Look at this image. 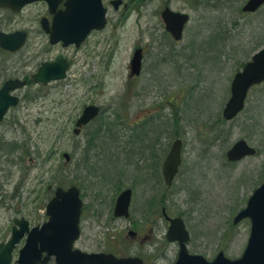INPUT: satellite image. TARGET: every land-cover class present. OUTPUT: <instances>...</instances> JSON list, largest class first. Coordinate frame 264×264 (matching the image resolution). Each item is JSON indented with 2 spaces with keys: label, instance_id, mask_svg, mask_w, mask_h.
I'll return each mask as SVG.
<instances>
[{
  "label": "rangeland",
  "instance_id": "rangeland-1",
  "mask_svg": "<svg viewBox=\"0 0 264 264\" xmlns=\"http://www.w3.org/2000/svg\"><path fill=\"white\" fill-rule=\"evenodd\" d=\"M244 1L149 0L129 18H115L110 9L106 26L70 50L72 75L24 90L28 98L0 124V242L9 238L16 217L42 223L53 188L74 183L84 202L76 245L88 251H123L129 242L123 230L131 220L143 232L151 227V246H160L163 205L184 219L190 251L208 259L219 250L240 256L250 221L233 224V216L264 176V82L250 89L234 119L221 116L234 73L264 46V5L244 13ZM165 3L189 14L177 42L163 28ZM136 46L145 47V54L132 82L129 59ZM90 103L102 112L74 135L73 121ZM175 137L183 142L182 162L173 184L164 188L158 159ZM238 138L258 154L229 162L225 151ZM63 152L71 155L69 162ZM127 186L130 218L114 219V199ZM23 243L15 245L11 264ZM165 248L157 264L175 257V244Z\"/></svg>",
  "mask_w": 264,
  "mask_h": 264
},
{
  "label": "water",
  "instance_id": "water-1",
  "mask_svg": "<svg viewBox=\"0 0 264 264\" xmlns=\"http://www.w3.org/2000/svg\"><path fill=\"white\" fill-rule=\"evenodd\" d=\"M31 1L33 0H0V6L17 9ZM263 3L264 0H247L242 6V10L255 11ZM56 4L54 2V6ZM66 7L65 11L55 15L51 34L52 42L62 40L64 44L74 42L79 45L91 29L102 28L105 24V9L102 7L101 0H67ZM161 16L166 30L173 35L174 39H180L188 15L165 8ZM9 44V38L0 37L1 46L14 49ZM141 56V49H136L130 61L132 73H139ZM66 67L67 65L63 61L44 64L34 80L47 83L52 79L63 78ZM263 80L264 47L255 51L251 59L233 76L230 85L231 95L223 108V117L225 119L234 117L243 108L248 89ZM13 87L6 84L0 90V121L7 107L17 103L15 97H10L7 94V90ZM98 110L99 108L95 105L86 106L76 121L74 132L78 133L79 127L95 117ZM180 150L181 141L177 139L172 143L163 163L162 172L168 185L180 163ZM254 153L253 147L244 139H239L228 149L226 156L229 160H239ZM63 155L66 160L69 159L68 153ZM130 196V189H125L118 195L114 206V215H128ZM81 205L79 189L75 185L66 189L57 187L54 196L46 205L48 220L41 227L36 226L28 231L26 243L21 248L17 259L18 264H45L51 255H55L58 264H136V259L131 257L117 258L111 253H84L78 249H72V244L79 235L78 223ZM244 217L250 218L251 228L241 256L231 259L219 251L212 260H207L200 254H190L185 243L188 240V231L185 229L182 219L168 217L170 225L167 238L170 241L178 240L180 243L178 257L174 264H264V181L253 191L246 206L234 216L233 222L237 223ZM27 229V222L24 219H14L10 239L0 245V264L10 262L11 251L15 243ZM44 251L46 255L42 258L41 253Z\"/></svg>",
  "mask_w": 264,
  "mask_h": 264
},
{
  "label": "flooded vegetation",
  "instance_id": "flooded-vegetation-1",
  "mask_svg": "<svg viewBox=\"0 0 264 264\" xmlns=\"http://www.w3.org/2000/svg\"><path fill=\"white\" fill-rule=\"evenodd\" d=\"M65 1L66 0H59L55 8H51L50 3L47 0H35L24 5L18 10L0 7V36L5 37L6 35H10V37L15 38L16 43L18 39L25 35L24 44L17 50L10 51L0 47V88L10 80L16 81L14 83L24 82L22 86L16 87L9 91L11 95L19 97V100L15 106L9 107L4 118H6L9 113L14 112V110L18 108V105L20 104L22 99L28 98L27 94L23 91L26 89L28 90V87L30 85H34L40 88L47 87L54 83L50 82L42 85L40 83L32 81V76L38 72L39 67L43 63L52 62L57 59H64L69 63L66 78L72 75V73L70 72L72 57L69 55V52L70 50L77 51L84 43L76 47L75 45L64 46L62 42L52 43L50 41L51 30L54 25L55 11L64 10ZM113 1L115 0H103L102 2L104 7L106 8V15L111 9L115 13V18H129V15L135 8L149 2V0H118L117 5H114ZM165 6L169 5L165 3L162 7L164 8ZM96 31L97 30L91 31L89 37ZM166 33L169 34L168 32ZM140 47H142L144 56L145 47ZM139 76L140 74L132 77L129 76V79L132 82H135L139 78ZM173 118L176 119V114H173ZM84 146H86V143L84 144ZM167 152L168 150H166L163 156L158 159V164L160 166ZM88 163L90 164L89 160ZM90 167L95 166L89 165V168ZM160 177H162L161 169ZM130 215L131 208L129 209V215L127 218H130ZM113 218L119 219L115 217ZM159 219V221L164 226V242L160 246H156L155 244L151 246V239H149L150 236L147 234L148 232L152 231L151 227L148 228L147 232H143V230H141V228L138 227L133 220H131L128 223L129 226H126L127 230H123V233L126 232L129 238V242L125 241V249L123 251L104 249V251L111 252L116 256H133L138 260V264L159 263V261L163 258V255L165 253L164 251L166 250V231L168 225L166 218L161 214L159 215ZM123 235L125 236V234H121V236ZM80 238L81 233L79 239ZM120 242L123 243L124 240H120ZM144 245L145 247H148L150 245L152 250L146 248V251H144V249L142 248V246ZM76 247H78L82 251H87L85 248L79 246ZM155 250H158V252L154 253ZM176 252L177 249L175 245V257L170 261V264L175 261ZM145 253L150 254L146 255ZM46 264H56L54 257H51Z\"/></svg>",
  "mask_w": 264,
  "mask_h": 264
}]
</instances>
